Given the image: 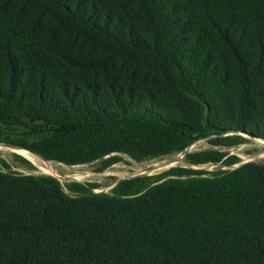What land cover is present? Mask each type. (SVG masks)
Returning <instances> with one entry per match:
<instances>
[{
	"label": "trees",
	"instance_id": "16d2710c",
	"mask_svg": "<svg viewBox=\"0 0 264 264\" xmlns=\"http://www.w3.org/2000/svg\"><path fill=\"white\" fill-rule=\"evenodd\" d=\"M232 130L264 139V0H0V142L68 165L142 162ZM244 140L186 160L232 166L222 148ZM206 174L69 196L0 169V264H264V163Z\"/></svg>",
	"mask_w": 264,
	"mask_h": 264
},
{
	"label": "rangeland",
	"instance_id": "374dc122",
	"mask_svg": "<svg viewBox=\"0 0 264 264\" xmlns=\"http://www.w3.org/2000/svg\"><path fill=\"white\" fill-rule=\"evenodd\" d=\"M23 131H24L23 129H18L14 133L12 132H8V133L9 136L11 134L10 138L13 137L17 139H22L25 137L21 135V132ZM229 135L230 136L242 135L245 139L243 144H240L233 148H228V149L222 148V150L226 152L228 156H237L239 158L237 164H234L232 166H226L222 162H218V163L193 165L187 162L186 156L188 154L214 148L212 145L208 143V140L210 138L216 136H229ZM13 145L20 148V146L13 144L10 141L0 142V169L4 171L19 172L26 175L29 174L49 175L58 178V176H56L55 174L48 173L43 169H41L39 166L42 165V167L48 168L49 165H52L56 169L57 173L63 177L67 175H71L75 172H79L81 174L87 175L82 179H77V180L72 179V181L71 179L66 180L64 178H58L65 193L68 194L69 196L80 195L79 193L73 191L70 188V185L73 183L82 184L83 186L88 188L89 192L92 194L113 195L114 188L121 181L130 180L136 177H143V176H153L154 178L152 181H157L159 175L164 174L166 171L174 167L192 168L198 172H208L209 174H206L205 176H210L212 172L218 170H233L237 167H240L242 165L251 162L264 163V139L252 136L248 133L243 135L241 134V131L238 130H232L230 132H222V131L213 132L198 139L192 146H190L187 149L188 151L186 150L184 152L166 156L164 158L151 159L142 162L135 160L132 156L128 154L119 153V154H112L86 164L68 165L59 161L48 160L44 157L43 159L41 158L42 156L40 157L37 154L32 153V151L21 147L22 149L31 152L37 157V159L39 160L38 162L40 163L38 165L33 163L31 160L27 159L26 157L22 156L21 154L15 152L12 148L14 147ZM113 156L116 158V160L111 162L110 165H108L107 168H105L106 165L105 162L109 161L110 158ZM103 168H105V170H102Z\"/></svg>",
	"mask_w": 264,
	"mask_h": 264
},
{
	"label": "bare ground",
	"instance_id": "6f19581e",
	"mask_svg": "<svg viewBox=\"0 0 264 264\" xmlns=\"http://www.w3.org/2000/svg\"><path fill=\"white\" fill-rule=\"evenodd\" d=\"M8 148H9V146H8ZM13 148V150L15 151V152H17V153H19V154H21L22 156H24V157H26L27 159H29V160H31L33 163H35V164H40L38 161V159H37V157L34 155V154H32L31 152H29V151H27V150H25V149H22V148H19V147H16V146H14V147H12ZM188 151V150H187ZM41 159V158H40ZM41 161V160H40ZM48 161V160H47ZM49 162V161H48ZM40 166V168L41 169H43L44 171H46V172H48V173H53V174H55L56 176H58V178H64V179H71V181H72V179H75V180H77V179H82V178H84L85 176H87V175H84V174H81V173H79V172H75V173H73V174H71V175H67V176H60L58 173H57V171H56V169L52 166V165H49L48 166V168L46 167H42V165H39ZM47 166V165H46ZM159 168V167H158ZM148 170V169H147ZM161 171V170H160ZM153 172V171H152ZM155 173V172H154ZM144 174V173H143ZM146 174V173H145ZM147 174H149V173H147ZM114 175V174H113ZM123 175V174H122ZM86 180V179H85Z\"/></svg>",
	"mask_w": 264,
	"mask_h": 264
},
{
	"label": "water",
	"instance_id": "95a60500",
	"mask_svg": "<svg viewBox=\"0 0 264 264\" xmlns=\"http://www.w3.org/2000/svg\"><path fill=\"white\" fill-rule=\"evenodd\" d=\"M241 134H243V135H245L246 133L245 132H242L241 131ZM12 145V144H11ZM13 146H15V145H13ZM21 148V147H20ZM38 155V154H37ZM38 156H40V155H38ZM41 157V156H40ZM41 158H43V157H41ZM44 159V158H43ZM46 160V159H45Z\"/></svg>",
	"mask_w": 264,
	"mask_h": 264
}]
</instances>
